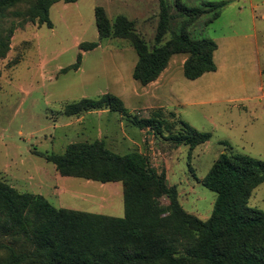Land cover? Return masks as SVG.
<instances>
[{
    "label": "rangeland",
    "instance_id": "obj_1",
    "mask_svg": "<svg viewBox=\"0 0 264 264\" xmlns=\"http://www.w3.org/2000/svg\"><path fill=\"white\" fill-rule=\"evenodd\" d=\"M169 5L171 28L179 32L187 19ZM225 2L220 17L209 26L210 15L197 19L187 31L195 38H211L219 45L217 75L205 73L188 80L183 74L186 55L172 57L157 85L133 78L138 55L130 40L101 39L95 9L103 7L111 21L126 16L137 32L155 45L160 22V0H79L58 2L50 18L54 27L38 23L19 26L14 12L26 10L32 0L11 8L0 19V37L16 26L6 55L0 58V181L20 192L43 195L57 208L124 217L122 183H100L62 175L50 155H62L73 143L104 141L118 154L147 155L169 186H176L182 207L202 220L214 211L216 194L202 180L222 153L248 155L264 161V0H182L188 7ZM172 37L168 32L165 41ZM98 42L84 51L80 44ZM259 50V55H256ZM78 71L62 73L76 63ZM217 76V77H219ZM160 90V91H159ZM119 97L127 115L110 109L67 116L65 106L104 94ZM156 117L179 129L189 123L211 139L196 148L177 145L168 132L155 134L137 119ZM164 196L159 209L169 214ZM249 206L264 211V183L253 192Z\"/></svg>",
    "mask_w": 264,
    "mask_h": 264
},
{
    "label": "trees",
    "instance_id": "obj_2",
    "mask_svg": "<svg viewBox=\"0 0 264 264\" xmlns=\"http://www.w3.org/2000/svg\"><path fill=\"white\" fill-rule=\"evenodd\" d=\"M25 1L0 0V19ZM78 1L32 0L26 10L14 14L20 27L30 22L52 29V6ZM225 6V2H206L188 7L177 0L176 8L187 23L174 32L169 5L160 0L154 46L126 16L111 21L103 7H96L95 18L101 39L130 40L138 55L133 78L148 85L161 76L175 55L187 56L183 74L188 80L217 70L216 41L192 37L187 27L204 15H210L206 21L209 26ZM15 29L14 25L6 38L0 37V58L9 50ZM168 32L172 37L165 41ZM98 46V42L80 44L84 51ZM81 61L79 54L76 63L62 73L78 71ZM104 109L128 113L124 102L110 93L68 104L64 113L76 116ZM135 123L157 135L166 130L169 140L193 149L211 139L210 133L200 132L183 120H179L178 130L156 117L136 118ZM47 159L64 176L122 183L125 215L120 218L57 208L43 195L20 192L0 181V264H264V211L249 206L254 190L264 183V161L260 159L228 152L219 156L202 180L203 186L216 194L208 220L182 207L177 187L167 184L165 172L153 167L147 155L118 154L104 141L96 140L70 144L64 154ZM164 196L170 200L168 215L159 209Z\"/></svg>",
    "mask_w": 264,
    "mask_h": 264
},
{
    "label": "crops",
    "instance_id": "obj_3",
    "mask_svg": "<svg viewBox=\"0 0 264 264\" xmlns=\"http://www.w3.org/2000/svg\"><path fill=\"white\" fill-rule=\"evenodd\" d=\"M218 45V44H217ZM258 49L259 50H264V47H258ZM259 50H257V53H256V55H259ZM220 51V48H219V45H218V49H217V51L215 52V56H214V59H215V61H216V58H217V55H218V52ZM217 54V55H216ZM216 63V65H217V70L216 71H214V72H209V73H212L213 75H217V76H219L220 75V70H221V68H220V66H219V64L217 63V62H215ZM167 70V69H166ZM165 70V71H166ZM263 70H264V65H263V63H260V74L262 73V75H264V73H263ZM164 75V72L161 74V76L156 80V81H154V82H152L151 84H155V85H157L156 83H159V81H160V79H162V76ZM215 77L214 78V83H215V86H218V84L221 82V76H219V77ZM202 78V77H201ZM221 85H222V83H220ZM160 91V90H159Z\"/></svg>",
    "mask_w": 264,
    "mask_h": 264
}]
</instances>
